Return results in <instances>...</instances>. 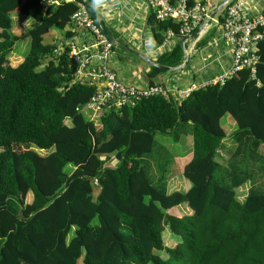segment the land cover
<instances>
[{
    "label": "trees",
    "instance_id": "1",
    "mask_svg": "<svg viewBox=\"0 0 264 264\" xmlns=\"http://www.w3.org/2000/svg\"><path fill=\"white\" fill-rule=\"evenodd\" d=\"M76 10L67 0H0V264H264V38L254 78L241 70L180 102L145 98L91 118L79 111L95 88L75 79L67 45L74 34L66 31L60 49L43 42L52 28L72 26ZM13 14L35 23L29 52L15 66ZM147 25L155 45L169 30L176 35L155 62L181 65L180 25L152 12ZM164 73L151 66L147 84ZM226 115L237 127L227 152ZM185 125L190 171L184 161L174 164L190 184L172 190L175 176L156 175L143 158L157 133ZM246 184L240 200L236 191ZM181 206L188 212L179 213ZM165 229L178 238L175 246L164 245Z\"/></svg>",
    "mask_w": 264,
    "mask_h": 264
},
{
    "label": "built area",
    "instance_id": "2",
    "mask_svg": "<svg viewBox=\"0 0 264 264\" xmlns=\"http://www.w3.org/2000/svg\"><path fill=\"white\" fill-rule=\"evenodd\" d=\"M70 1L77 3V10L71 17V32L74 36L67 41L69 58L76 64L75 79L86 81L95 88L93 97L79 109L91 118L102 112L134 107L145 98H174L175 102H180L194 90L225 84L241 70H249L251 77H255L259 64L258 43L264 38V12L253 15L246 0H230L214 17L212 13L223 0L216 5H213V0H139L154 14L157 21L178 23L180 27L177 37L181 42L183 38L190 37L185 44L191 41L198 44L211 34L201 48L212 49L220 43L227 48L230 54L227 69L210 79L192 83L185 89L169 87L162 82L144 87L125 82L119 74L120 65L117 66L115 61V45L107 37L101 23L93 20L83 0ZM138 36L144 50L139 53L146 57L151 55L155 60L174 46L173 40L176 38L169 30L162 43L155 45L148 25ZM147 43L149 47H146ZM209 58L211 54L201 55L203 62Z\"/></svg>",
    "mask_w": 264,
    "mask_h": 264
},
{
    "label": "rangeland",
    "instance_id": "3",
    "mask_svg": "<svg viewBox=\"0 0 264 264\" xmlns=\"http://www.w3.org/2000/svg\"><path fill=\"white\" fill-rule=\"evenodd\" d=\"M12 17V32L15 35H18L20 37V40L15 45V48L13 52L10 54L9 59L12 66L17 65L19 61H22L24 57L29 52L30 47V37H29V30L34 27L35 23L32 19L26 18V17H20L18 15H11ZM72 29V26L67 25L63 30H59L56 28H52L49 33H47L44 38L43 42L45 44H53L56 43L59 49L61 48L64 39H65V33L66 31H69ZM135 36L138 37V33H135ZM118 40L121 41L122 45L131 46V44L128 41V38L124 36L123 38L119 37L117 35ZM121 38V39H120ZM188 47V46H187ZM186 47V49H187ZM124 48V49H123ZM129 48V47H128ZM130 49V48H129ZM115 51V61L119 63V65H122L124 62L126 66H128L129 73L133 76L132 80L134 82L139 81L136 76H140L141 73H144L146 70L150 69L151 65H148L139 59H137L135 56H133L131 53L127 52L125 47L119 45H115L114 48ZM48 59L43 60V64H46ZM171 72H166L162 75H165L169 78V75ZM180 74V73H179ZM168 78L165 80L168 82ZM173 78V77H172ZM143 83H146L145 78H141ZM135 84V83H133ZM137 85V84H136ZM96 123H98V120H95ZM221 127L226 132L227 136L223 139V143L225 144L226 149L224 151L227 152L228 147L230 150L233 149L234 144L233 142H229L230 140V134H232L236 130V125L233 119L230 115H226L221 120ZM191 127L190 125L180 126L175 134L167 133V134H161L157 133L154 137V147L150 154L146 155L143 160L144 163L148 166H151L156 171V175H161L163 173L168 174L169 176L173 177L170 181V187L172 190H180L185 191L188 188V185L190 184V180L182 177V174L178 175V171L176 168L175 162L181 166L184 161V168L183 172L187 175L190 171V159L187 157L190 156L189 153L193 151V142H192V136L189 135ZM264 149V145H263ZM262 152V151H261ZM189 154V155H188ZM223 156V155H222ZM173 158V161H172ZM187 158V159H184ZM184 159V160H183ZM115 162V161H114ZM113 162V163H114ZM66 171H69V168L66 169ZM172 174V175H170ZM249 188V184H246L239 188L236 192V197L238 199L243 200L246 194L247 189ZM97 191H95V194ZM246 193V194H245ZM242 198V199H241ZM30 198H27V201H29ZM178 212L181 214H185L188 211L185 207L181 206L178 209ZM75 228L72 227L70 234L68 236V239L72 238L74 234ZM163 234L165 236L163 237V243L165 246L173 247L176 245L177 239L174 235L167 232V230H163ZM163 256L165 257L164 253ZM82 264V261H79Z\"/></svg>",
    "mask_w": 264,
    "mask_h": 264
},
{
    "label": "crops",
    "instance_id": "4",
    "mask_svg": "<svg viewBox=\"0 0 264 264\" xmlns=\"http://www.w3.org/2000/svg\"><path fill=\"white\" fill-rule=\"evenodd\" d=\"M46 1L47 3H52V0ZM220 1L222 0H213L212 3L213 5H216ZM246 1L251 8L253 15H259L264 12V0ZM93 4L96 8V15L104 22V25L119 35V37L123 38L126 36L131 44V46L122 45L123 43L121 41L119 42L118 37L116 38L111 35L115 40L117 39V45L121 44V46L125 47V49L129 47L137 52H144L143 47H141L140 44L139 36H135L136 32L139 35V32L147 29V25L145 23H147L146 21L150 10L144 4H142L139 0H93ZM173 43H175V40H173ZM149 46L150 44L147 43L146 47ZM185 51L190 54L187 69H184L182 71L183 73H171L169 78L165 75L158 76V83L162 82L167 84L169 87L185 89L192 83H197L200 80H207L214 77L224 69H227L230 64V54L223 43H220L217 47L208 49L198 47L197 43L194 44L191 41L185 44ZM207 54H211V58H209L208 61L203 62L201 55L205 56ZM148 57L155 61L154 57L151 55H148ZM116 64L119 66L117 62ZM118 70L120 77L125 82L135 83V85L137 84L140 87L148 85L147 78L145 76L149 72V69L144 73H141L140 76H136L137 79H139L137 82L132 80L133 76L129 73L128 66H126L124 62L119 66ZM141 78H145L146 83H143ZM167 78L169 80L168 82L165 81ZM185 84L188 85L184 86ZM261 151L264 152L263 146Z\"/></svg>",
    "mask_w": 264,
    "mask_h": 264
},
{
    "label": "water",
    "instance_id": "5",
    "mask_svg": "<svg viewBox=\"0 0 264 264\" xmlns=\"http://www.w3.org/2000/svg\"><path fill=\"white\" fill-rule=\"evenodd\" d=\"M70 0H67V2H69ZM230 0H223L221 2V4L218 6V8L212 13V17H214L215 15H217L228 3H229ZM84 2V5L86 7V9L88 10L89 14L91 15V17L93 18V20L96 22V23H100L99 21V18L98 16L95 14V12L89 7L88 5V2L87 0H83ZM107 37L110 39V41L114 44V45H117V42L116 40L108 33H106ZM190 40V37H185L182 39V44H183V47L185 45V42ZM126 51L131 53L133 56H135L137 59H139L140 61L148 64V65H151V66H154V67H157L161 70H164L166 72H171V73H175V72H182L188 65L189 63V58H190V54L185 51V49H183V62L181 65H179L178 67L176 68H169V67H165V66H162V65H159L155 62H153L151 59H149L148 57L142 55L141 53L133 50V49H129V48H126Z\"/></svg>",
    "mask_w": 264,
    "mask_h": 264
},
{
    "label": "clouds",
    "instance_id": "6",
    "mask_svg": "<svg viewBox=\"0 0 264 264\" xmlns=\"http://www.w3.org/2000/svg\"><path fill=\"white\" fill-rule=\"evenodd\" d=\"M96 14V13H95ZM100 21V23H101V20H99ZM184 49H185V45H184ZM136 51V50H135ZM150 59V58H149ZM152 60V59H151ZM153 61V60H152ZM156 61V60H155ZM155 61H153V62H155ZM156 63V62H155ZM175 73H177V72H175ZM113 164H115V162L113 163Z\"/></svg>",
    "mask_w": 264,
    "mask_h": 264
}]
</instances>
